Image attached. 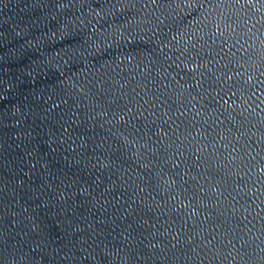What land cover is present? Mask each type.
I'll use <instances>...</instances> for the list:
<instances>
[{"label": "water", "instance_id": "1", "mask_svg": "<svg viewBox=\"0 0 264 264\" xmlns=\"http://www.w3.org/2000/svg\"><path fill=\"white\" fill-rule=\"evenodd\" d=\"M0 264H264V0H0Z\"/></svg>", "mask_w": 264, "mask_h": 264}]
</instances>
